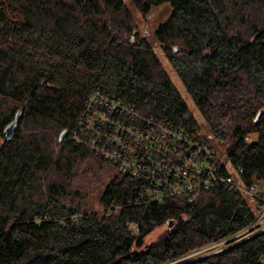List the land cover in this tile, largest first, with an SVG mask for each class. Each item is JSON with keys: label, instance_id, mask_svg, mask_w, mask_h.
Here are the masks:
<instances>
[{"label": "trees", "instance_id": "16d2710c", "mask_svg": "<svg viewBox=\"0 0 264 264\" xmlns=\"http://www.w3.org/2000/svg\"><path fill=\"white\" fill-rule=\"evenodd\" d=\"M130 1L141 16L170 5L156 42L238 178L264 182V0ZM94 90L200 132L123 0H0V264H176L253 224L257 207L220 185L191 203L147 201L141 181L73 142ZM87 158L116 173L99 196L101 212L69 199L68 177ZM263 259L259 233L185 264Z\"/></svg>", "mask_w": 264, "mask_h": 264}, {"label": "built area", "instance_id": "2783aa9c", "mask_svg": "<svg viewBox=\"0 0 264 264\" xmlns=\"http://www.w3.org/2000/svg\"><path fill=\"white\" fill-rule=\"evenodd\" d=\"M201 135L141 116L122 101L94 90L83 104L70 139L111 164L119 174L141 181L147 201L162 204L166 199L181 198L191 203L202 192L220 185L257 207V218L247 229L183 258L187 259L210 250L207 255L217 254L264 233V191L255 185L245 186L233 176L230 163L217 151L212 137Z\"/></svg>", "mask_w": 264, "mask_h": 264}, {"label": "rangeland", "instance_id": "374dc122", "mask_svg": "<svg viewBox=\"0 0 264 264\" xmlns=\"http://www.w3.org/2000/svg\"><path fill=\"white\" fill-rule=\"evenodd\" d=\"M123 2L125 3L135 21L136 28L140 33V38L146 39V41L150 44V47L153 50L154 54L161 62L163 69L168 74L172 83L188 106L190 113L200 126V132L204 135H209L204 121L193 106L190 97L186 93L180 80L166 60L159 44L156 42L154 37L156 27L160 23L165 21L171 13L170 5L164 4L158 6L156 8H153L151 12L146 16H141V14L136 10L130 0H123ZM211 140L217 151L221 153L222 158H224V149L222 143H216L213 140V137L211 138ZM231 173L236 178L238 177L233 169L231 170ZM115 174L116 173L109 166L98 162L94 158H87L77 162L67 180L70 201L73 204H79L82 207H86L88 210L101 212L103 210V207L100 205L99 196L104 186L114 177ZM256 187L261 191H264V182H258ZM130 229L132 233H136L135 226L131 225ZM166 230V224L156 227L153 232L144 239V247H147L148 245L156 242L159 237H161L166 232ZM210 251L202 252L201 254L189 257L187 259H182L176 264H185L198 260L199 258L204 257L205 255L210 253ZM262 263L264 264V259L262 260Z\"/></svg>", "mask_w": 264, "mask_h": 264}, {"label": "water", "instance_id": "95a60500", "mask_svg": "<svg viewBox=\"0 0 264 264\" xmlns=\"http://www.w3.org/2000/svg\"><path fill=\"white\" fill-rule=\"evenodd\" d=\"M18 119H19V113H17L15 115L14 120L5 127L4 132H5V139L7 141H10L12 139L13 133H14L16 127H17ZM65 134H66V131H62L59 134V137H58V142L59 143H61L63 141Z\"/></svg>", "mask_w": 264, "mask_h": 264}]
</instances>
